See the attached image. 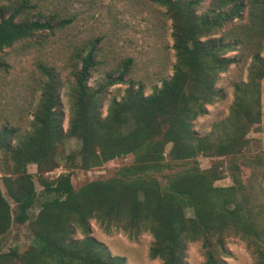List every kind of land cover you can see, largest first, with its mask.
Masks as SVG:
<instances>
[{
    "label": "trees",
    "instance_id": "16d2710c",
    "mask_svg": "<svg viewBox=\"0 0 264 264\" xmlns=\"http://www.w3.org/2000/svg\"><path fill=\"white\" fill-rule=\"evenodd\" d=\"M206 1L212 4V16L196 18L195 10ZM153 2L165 8L172 22L176 61L171 77L161 80L160 87L147 96L142 94L141 87L136 91L128 88L123 98L109 103L107 115L101 119V89L93 91L87 86L96 52V45H91L86 53L83 49L75 57L78 64L74 66L75 79L69 93L70 117L65 136L81 143L77 153L80 167L98 168L132 156L130 165L110 179L89 181L77 190L71 184L70 170L51 181L42 179L41 174L57 167V147L65 137L52 112L53 78L44 85L48 92L46 100L27 136L12 147L8 137L13 132L0 129V181L15 204L12 214L0 187V238L13 223H28L33 236V245L23 254L15 250L0 253V264H124L123 259L110 256L89 236L93 219L112 224L133 238L148 232L153 239L149 258L159 259L162 264H185L186 244L196 241L202 243L204 264H224L221 256L227 254L224 239L229 234L247 243L254 264H264V189L260 187V203L252 204V187L240 176L231 173L230 186H215L221 177L218 167L213 165L204 171L196 161L199 156L226 159L237 172V161L247 160L242 152L245 138L261 118L258 80L264 77V56L260 57L259 51L251 56L249 83L235 87V104L230 118L217 129L220 135L201 137L192 129L193 122L207 113L206 107L219 98L214 88L217 75L236 62L224 54L244 44L242 39L224 41L208 37L233 21H241L246 12L249 29L262 34L258 43L261 51L264 0ZM20 11L0 15V51L38 31L51 29L47 21L17 22ZM127 67L107 86L123 82ZM167 144L171 145L169 163L165 156ZM178 162L193 165L167 176V184L162 187L153 174ZM250 163L252 168L259 166L258 162ZM29 164L36 165L46 196L55 195L41 203L33 220L29 212L35 207L38 194L27 170ZM187 209L192 211V217H187ZM76 229L81 231L82 239L72 237Z\"/></svg>",
    "mask_w": 264,
    "mask_h": 264
},
{
    "label": "rangeland",
    "instance_id": "374dc122",
    "mask_svg": "<svg viewBox=\"0 0 264 264\" xmlns=\"http://www.w3.org/2000/svg\"><path fill=\"white\" fill-rule=\"evenodd\" d=\"M24 2L27 3L22 5ZM211 8L212 4L206 1L195 10L194 15L196 18L206 15L211 17ZM18 9L21 11L17 22L47 21L51 29L38 31L11 48L0 51V129L6 128L13 132L8 137L9 146H16L32 131L34 117L42 111L48 93L44 85L50 78L55 80L52 112L56 114L63 135H66L70 117L69 93L75 79L74 66L78 64L75 57L83 49L86 53L91 45H96V52L87 86L93 91L101 89L98 94L101 119L106 117L109 103L123 98L128 88L136 91L141 87L142 94L147 96L160 87L161 80L170 78L173 73L176 59L172 49V22L166 16L165 8L153 0H0V15L3 13L7 16ZM243 17L241 21H233L208 37L222 38L224 41L242 39L244 44L224 54L225 58H235L236 62L217 75L214 88L219 98L207 106V113L192 124L198 136L213 138L220 135L217 129L230 118L235 104V87L250 81L251 56L256 50L260 52V57L264 56V47L258 50L262 34L249 29L246 12ZM126 65L123 82L107 86L110 80L123 73ZM258 81L261 118L246 135V146L242 152L247 160L237 161L240 171H233L226 159L199 156L196 160L201 170H208L215 165L221 171L215 186H230L231 173L240 176L244 183L252 187L249 191L252 204L254 201L260 203V187L264 189V177L261 176L264 173V77ZM170 147L167 144L165 149L167 163ZM80 150L78 139L63 137L55 155L57 167L41 174L42 179L51 181L70 170L73 171L71 184L77 190L86 182L114 177L122 167L133 161L132 156H127L98 168L82 169L77 156ZM251 161L258 162L259 166L252 168L249 165ZM192 165L190 162L171 163L170 168L153 176L164 187L167 176ZM27 170L33 176L38 194L35 207L29 212L33 220L41 203L55 195L46 196L44 193L36 165L29 164ZM0 187L14 214L15 204L6 194L1 181ZM186 215L192 217V211L187 209ZM89 231V236L100 243L110 256L123 259L124 264H162L159 259L149 258L153 239L146 231L133 238L114 225L95 219L90 221ZM72 237L82 239L83 235L76 229ZM201 244L199 241L186 244L185 264H204ZM31 245L33 236L29 224L13 223L7 234L0 238V253L15 250L23 254ZM224 247L227 251L226 255L221 256L224 264H254L251 250L238 236L227 235Z\"/></svg>",
    "mask_w": 264,
    "mask_h": 264
}]
</instances>
